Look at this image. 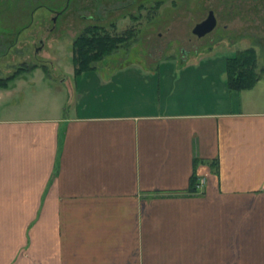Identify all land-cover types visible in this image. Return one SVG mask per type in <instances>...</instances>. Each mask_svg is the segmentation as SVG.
Instances as JSON below:
<instances>
[{"label": "crops", "instance_id": "1", "mask_svg": "<svg viewBox=\"0 0 264 264\" xmlns=\"http://www.w3.org/2000/svg\"><path fill=\"white\" fill-rule=\"evenodd\" d=\"M210 55L73 68L107 87L137 75L129 112L80 96L64 116L51 82L16 116L22 76L0 89V264H264V76L232 91Z\"/></svg>", "mask_w": 264, "mask_h": 264}, {"label": "rangeland", "instance_id": "2", "mask_svg": "<svg viewBox=\"0 0 264 264\" xmlns=\"http://www.w3.org/2000/svg\"><path fill=\"white\" fill-rule=\"evenodd\" d=\"M103 1L108 2L0 0V78L10 76L18 67H39L13 83H25L23 92L27 98L26 102H19L18 97L14 99L18 109L22 110L17 111L16 116L28 115L33 108H39L41 102L29 99L31 88L51 82L58 84L64 116L75 112L73 105L79 102L80 96L79 111L135 110L131 106L134 96L130 79L138 78L137 75H120L119 78L126 80L107 87L96 81L95 76L75 78L71 72L74 68L72 43L87 27L93 25L104 27L111 36H121L129 30L133 32V37L122 46L92 63L93 68H119L132 63L139 68L138 74L142 75V68L147 63L164 62L165 59L161 57L169 54L175 56L181 50L210 52V56L217 59L213 66L223 68L226 58L252 48L256 53L254 74H261L264 70V0H157L158 3L149 0L148 9L133 6L121 13L111 14L109 20L105 21L104 8L100 3ZM153 4L155 6L152 8ZM211 10L216 27L202 38L194 36V26ZM174 60L178 64L179 58ZM61 76L66 77L67 81L61 82ZM58 80L60 83H56ZM70 88H74V94ZM55 103L58 104L42 102V105L55 110Z\"/></svg>", "mask_w": 264, "mask_h": 264}, {"label": "trees", "instance_id": "3", "mask_svg": "<svg viewBox=\"0 0 264 264\" xmlns=\"http://www.w3.org/2000/svg\"><path fill=\"white\" fill-rule=\"evenodd\" d=\"M107 32L108 30L104 27L93 25L87 27L73 41L72 60L76 75L92 69V63L106 57L133 37L131 30L121 36H111ZM255 65L256 53L252 48L238 51L232 57L227 58L225 69L228 88L232 91L239 92L254 87L264 76V70L261 74H254L253 69ZM36 67L37 65L18 67L10 76L0 78V89L7 88L15 79L34 70ZM196 181L197 179L193 175L190 179L189 192L195 191Z\"/></svg>", "mask_w": 264, "mask_h": 264}, {"label": "flooded vegetation", "instance_id": "4", "mask_svg": "<svg viewBox=\"0 0 264 264\" xmlns=\"http://www.w3.org/2000/svg\"><path fill=\"white\" fill-rule=\"evenodd\" d=\"M107 1L108 2H104V1L103 2H100L101 5H102V8H104L103 11L105 13V16H103V21H105L107 19L109 20L111 14L114 15V14L121 13L123 10L124 11L129 10L133 6H135L137 8H139V7H147V9H148L149 8V4L148 3L150 2L149 0H113L114 2H112V1L110 2V0H107ZM155 3H158L157 0L155 1ZM119 4H121V5H119ZM147 4H148V6H147ZM154 6H155V4H153V6L151 5L152 8ZM209 13H212L213 16H214V13H213L212 10L211 11H208L207 12V15L205 16V18L203 20L199 21V23H202L203 21H205L207 19L208 15H209ZM214 18H215V16H214ZM199 23H197V24H199ZM215 27H216V25H215ZM211 32H209V33H211ZM209 33H207L206 35H208ZM206 35H204V36H206ZM200 38H202V37H200ZM180 52H185V51L181 50Z\"/></svg>", "mask_w": 264, "mask_h": 264}, {"label": "water", "instance_id": "5", "mask_svg": "<svg viewBox=\"0 0 264 264\" xmlns=\"http://www.w3.org/2000/svg\"><path fill=\"white\" fill-rule=\"evenodd\" d=\"M216 25V20L212 13H209L207 19L202 23L197 24L193 29V34L198 38L203 37L211 32Z\"/></svg>", "mask_w": 264, "mask_h": 264}]
</instances>
